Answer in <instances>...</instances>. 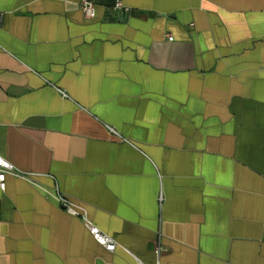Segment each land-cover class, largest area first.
I'll list each match as a JSON object with an SVG mask.
<instances>
[{"label":"crops","instance_id":"1","mask_svg":"<svg viewBox=\"0 0 264 264\" xmlns=\"http://www.w3.org/2000/svg\"><path fill=\"white\" fill-rule=\"evenodd\" d=\"M91 1L0 0V264H264V0Z\"/></svg>","mask_w":264,"mask_h":264},{"label":"built area","instance_id":"2","mask_svg":"<svg viewBox=\"0 0 264 264\" xmlns=\"http://www.w3.org/2000/svg\"><path fill=\"white\" fill-rule=\"evenodd\" d=\"M81 7L86 16L91 17L94 13V3L91 0H82ZM116 9L121 8V3L118 1L115 6ZM167 38L172 37L167 34ZM12 164L6 160L2 155H0V189H5V179L6 175L13 173ZM69 212L74 213L75 209L73 206L69 205L66 207ZM88 232L91 237L101 246H103L107 251H113L116 247L115 241L107 234L103 233L97 226L88 224Z\"/></svg>","mask_w":264,"mask_h":264}]
</instances>
